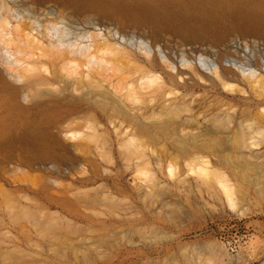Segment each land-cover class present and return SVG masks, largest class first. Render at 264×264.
<instances>
[{
  "label": "rangeland",
  "instance_id": "obj_1",
  "mask_svg": "<svg viewBox=\"0 0 264 264\" xmlns=\"http://www.w3.org/2000/svg\"><path fill=\"white\" fill-rule=\"evenodd\" d=\"M2 3L11 27L19 14L151 41L158 29L161 45L193 44L222 57L234 54V40L264 46V0ZM118 80H103L100 95L86 94L87 86L74 91L58 72L23 81L0 73V264H264V141L252 144L264 128L262 89L237 93L200 80L179 87L194 100L193 112L151 124L150 111L139 117L100 105L104 96L113 101ZM133 119L151 124L139 132L163 162L177 156L185 166L196 153L223 169L236 184L238 208L216 186L169 178L168 161L159 171L152 159L156 180L141 186L117 132ZM68 126L98 135L66 147Z\"/></svg>",
  "mask_w": 264,
  "mask_h": 264
},
{
  "label": "bare ground",
  "instance_id": "obj_2",
  "mask_svg": "<svg viewBox=\"0 0 264 264\" xmlns=\"http://www.w3.org/2000/svg\"><path fill=\"white\" fill-rule=\"evenodd\" d=\"M5 10L2 3L0 46L6 48L9 55L0 54V60L11 77L23 81L28 76L58 72V76L60 74V77H66L67 82L75 84L74 91L83 92L87 86L93 88H88L86 94L96 91L101 95V82L116 76L119 80L112 85L113 101L104 96L100 105H112V108L128 110L139 117L150 111L149 117L154 120L151 124H160L193 112L194 100H188L186 97L189 94L182 93L179 87L196 86L200 80L219 82L237 93L246 92L248 87L261 88L260 94H264V46L256 39L252 45L248 41L234 40V54L222 57L212 48H200L193 44L161 45L159 40L164 31L158 29L154 30L155 39L151 41L148 35L131 34L128 37L127 33L111 28L107 32L96 30L97 27L91 30L57 20L27 21L24 15L19 14L15 18L16 24L11 27ZM252 57L257 59V63ZM151 124L135 119L127 125L124 121L117 124L120 152L128 167L135 163V179L142 181L141 186L152 188L156 180L157 172L152 166V159L157 160L159 171H163L168 161L169 178L180 182L191 179L208 188L216 186L221 199H226L231 208H238L236 184L206 155L193 153L185 161L186 169L177 156L163 162L155 149L150 148L149 138L139 132ZM82 128H66V147L76 146L85 139H96L98 133L94 127L91 126L93 132ZM191 135L193 139L198 136L195 133ZM252 138L253 145L261 146L264 128L260 127ZM106 156L112 160L110 152ZM186 170L188 174L182 177Z\"/></svg>",
  "mask_w": 264,
  "mask_h": 264
},
{
  "label": "water",
  "instance_id": "obj_3",
  "mask_svg": "<svg viewBox=\"0 0 264 264\" xmlns=\"http://www.w3.org/2000/svg\"><path fill=\"white\" fill-rule=\"evenodd\" d=\"M2 72H3V73H7V71L5 70L3 64L0 63V73H2ZM44 165H45V164L42 163L40 166H41V167H44ZM35 166H37V164H35ZM40 166H38V167H40Z\"/></svg>",
  "mask_w": 264,
  "mask_h": 264
}]
</instances>
